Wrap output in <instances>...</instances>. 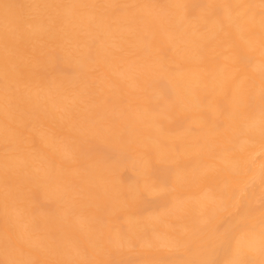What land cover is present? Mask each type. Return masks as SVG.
<instances>
[{
  "label": "bare ground",
  "instance_id": "1",
  "mask_svg": "<svg viewBox=\"0 0 264 264\" xmlns=\"http://www.w3.org/2000/svg\"><path fill=\"white\" fill-rule=\"evenodd\" d=\"M0 264H264V0H0Z\"/></svg>",
  "mask_w": 264,
  "mask_h": 264
}]
</instances>
